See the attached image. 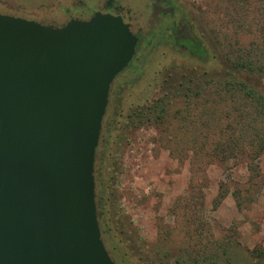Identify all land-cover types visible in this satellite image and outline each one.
Listing matches in <instances>:
<instances>
[{"label":"rangeland","instance_id":"374dc122","mask_svg":"<svg viewBox=\"0 0 264 264\" xmlns=\"http://www.w3.org/2000/svg\"><path fill=\"white\" fill-rule=\"evenodd\" d=\"M56 3L29 0L27 10L39 11L42 5L48 11ZM190 3L199 26L196 36L206 55L192 56L164 41L151 48L144 43L138 60L116 81L106 117L109 133L98 150L96 167L104 172L106 187L103 238L118 264H165L167 252L172 264L174 253L192 251L195 257L218 250L224 242H231L230 255L239 263L264 264L259 258L264 250V152L255 161L246 156L212 163L195 159L188 141L194 137L201 141L205 132H194L190 122L199 119L207 99L213 106L214 97L208 95L213 86L200 97H174L178 88L185 90L187 84L182 83L190 77L219 78L229 72L264 94V76L236 68L229 59L239 45L262 42L256 30L263 22L264 0ZM0 10L18 12L2 4ZM146 37L145 42H150L152 36ZM190 48L199 51L194 45ZM168 96L171 114L178 109L188 114L185 126L186 121L174 118L167 131L163 125L138 118L139 108ZM229 104L234 102H220L218 108L224 110ZM207 132L210 139L217 138L214 128Z\"/></svg>","mask_w":264,"mask_h":264},{"label":"water","instance_id":"95a60500","mask_svg":"<svg viewBox=\"0 0 264 264\" xmlns=\"http://www.w3.org/2000/svg\"><path fill=\"white\" fill-rule=\"evenodd\" d=\"M137 42L112 14L56 26L0 12V264H117L96 167Z\"/></svg>","mask_w":264,"mask_h":264},{"label":"trees","instance_id":"16d2710c","mask_svg":"<svg viewBox=\"0 0 264 264\" xmlns=\"http://www.w3.org/2000/svg\"><path fill=\"white\" fill-rule=\"evenodd\" d=\"M261 14H263V22L256 31L262 42L251 40L249 46L245 48L239 45L238 49L233 53L235 56L233 58L230 56L229 59L233 61V65L236 68L245 69L250 74L264 76V9L261 10ZM198 55L204 56L205 51L199 49ZM229 73V76L222 75L219 78L213 76L209 78L207 76L209 74L197 75L198 77L196 78L190 77L189 82L182 83L183 85L187 84L185 85V90L178 88L175 91L174 97H178L179 94L186 98L191 97V94L200 97L207 95V87L213 86L212 90L208 92V95L214 97L213 106L209 105L211 99H207L204 103L207 106L200 110L198 114L199 119H194L190 122V124L195 126L194 132L198 134L205 132L201 141L195 137L188 141L190 151L197 160L205 158L208 163H212L213 160L228 162L232 158H237V156H246L248 160L255 161L264 152V94L252 87L246 80L237 76L236 72ZM190 83L192 84L190 85ZM170 100V96L167 99L159 98L150 105L139 108L138 118L141 121L145 120L155 125H163L167 131H170L172 119L174 118L186 121L183 122L185 126L188 114H183V111L179 109L171 114L170 109L167 108ZM227 100L233 101L234 104H229L224 110H220L218 108L220 102H226ZM222 120H227V123L223 124ZM195 122H198L199 125H195ZM180 127L182 128V125ZM212 128H214L217 138L210 139L208 137L207 131ZM171 137L173 141L174 137L171 135L170 140ZM201 164L202 162L198 163L199 166ZM97 193L99 214L103 215L106 204V187L104 172L98 168ZM100 224L103 227L104 222L100 220ZM230 245L231 242L220 243L218 250L211 253L198 254L195 257H192L194 256L192 251H187L186 255L174 253L172 257H175L176 260L172 261V264H242L234 260L230 255ZM170 255L171 253L168 252L164 254L165 259L163 258V261L165 264H171L167 260ZM259 258L264 259V250L260 252Z\"/></svg>","mask_w":264,"mask_h":264},{"label":"flooded vegetation","instance_id":"af4514ba","mask_svg":"<svg viewBox=\"0 0 264 264\" xmlns=\"http://www.w3.org/2000/svg\"><path fill=\"white\" fill-rule=\"evenodd\" d=\"M28 1L23 0L21 3H13L9 0H0V4L9 8H17L18 10V12L13 10H0V12L22 16L56 26H61L72 19H89L96 12L120 16L126 23L130 24L131 31L138 38L136 54L129 65L138 60L139 51L144 49V47L142 48L144 43L148 44V46H146L147 44L145 45L146 48H151L156 46L159 42L164 41L168 45L174 46L176 50L185 51L192 56H199L198 51H195L194 48H190V45H194L198 50L199 48L204 50L205 55L207 53L204 44L196 36V28L199 26H197L194 21V12H192L193 5L190 3L191 0H58L55 7L48 11L43 9L42 5L38 7L39 11L27 10V6H29L27 4ZM165 22L166 25H164ZM147 34L152 36V39L149 40L150 42H145ZM184 39L187 43L182 41ZM128 67L118 74L112 84L109 107L104 120L99 148L105 141L104 135L109 133V124L106 117L111 108L112 96L116 92V81L119 76L128 70ZM99 218L103 221L104 215L99 214ZM101 228L104 237L105 232L103 227ZM109 252L115 260L111 250H109Z\"/></svg>","mask_w":264,"mask_h":264}]
</instances>
